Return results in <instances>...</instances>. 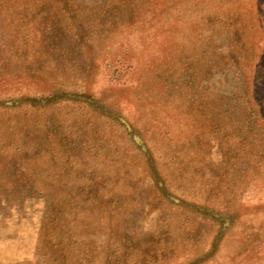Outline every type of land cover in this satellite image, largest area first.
I'll use <instances>...</instances> for the list:
<instances>
[{
  "label": "rangeland",
  "instance_id": "rangeland-1",
  "mask_svg": "<svg viewBox=\"0 0 264 264\" xmlns=\"http://www.w3.org/2000/svg\"><path fill=\"white\" fill-rule=\"evenodd\" d=\"M0 264H264V0H0Z\"/></svg>",
  "mask_w": 264,
  "mask_h": 264
},
{
  "label": "trees",
  "instance_id": "trees-1",
  "mask_svg": "<svg viewBox=\"0 0 264 264\" xmlns=\"http://www.w3.org/2000/svg\"><path fill=\"white\" fill-rule=\"evenodd\" d=\"M128 68H131V67L128 65V66L125 67V70H124L123 72H121V73H120V72H117V73H120V76H122L121 79L123 78V81H121L119 85H118V84H114V85L111 86V87H113V88H118V90H121V91H127V88H128V87H131V88H132L133 81H131V82H130V81H126V80H127V77H130L129 74H127V69H128ZM137 82H138V81H136V83H137ZM136 83H134V85H135ZM123 84H124V85H123ZM125 85H127V86H125ZM81 96H82V95H81ZM86 96H87V94H83L82 97L87 98ZM120 122H121V125L124 126V128L126 129V131H128V132L132 131V132H133L132 138H133L134 142L137 143L138 145L141 144L140 146H142V143H144V141H143L140 137H138V136H139V135H138V134H139V129L135 130V129H134L132 126H130L126 121L121 120ZM133 130H135V133H134ZM155 184H156V185H160V182H159V181H156ZM210 214H211L212 217L215 218V219H217V218H221V217H222V215L217 214V212H215V211H214V213H213V212H210ZM208 215H209V214H208ZM228 227H229V222H228V217H226L225 222H223V226H222V228H221V231L226 230Z\"/></svg>",
  "mask_w": 264,
  "mask_h": 264
}]
</instances>
